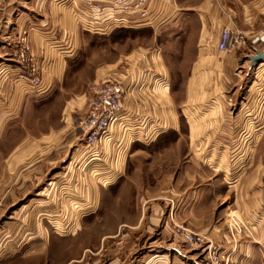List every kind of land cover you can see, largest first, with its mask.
<instances>
[{
    "label": "crops",
    "instance_id": "crops-1",
    "mask_svg": "<svg viewBox=\"0 0 264 264\" xmlns=\"http://www.w3.org/2000/svg\"><path fill=\"white\" fill-rule=\"evenodd\" d=\"M84 1H24L22 11L12 15L19 8L17 0H0V9L9 11L1 38L9 45H20L28 36L30 62L42 72L49 91L55 84L64 88L68 62L74 58L83 31L103 26L115 14L107 4L101 14L91 13ZM157 8L164 15L159 28H150V43L136 46L128 41L120 46L115 63L97 69L95 80L80 96L85 108L80 120L73 119L76 102L72 100L61 120L63 127L44 136L31 153H20L21 147H17L4 161L0 264L35 262L29 254L16 257L18 247L27 244L17 245L18 227L20 237L24 234L30 240L41 226L33 223V212L86 217L71 238L72 248L64 239L68 237H54L40 228L47 246L46 251L41 247V264H133L140 248L143 254L137 259L147 255L141 264H207L202 253L185 246L175 233L176 226L205 235L223 252L233 251L234 264H264L263 171L226 178L221 168L223 155L217 161L214 157L227 150L203 141L194 146L192 140L221 131L235 134L244 116L264 112V97L254 98L251 93L262 85L261 80L253 82L250 94L242 99L224 93L227 84L233 92L237 86L231 72L264 66V61L251 64L252 57L264 54V43L231 54L217 48L220 34L228 26L242 31L249 40L264 30V0H164ZM136 21L128 18L130 24ZM147 28L131 29L146 33ZM16 52L13 62L18 65L10 63V54L0 50V103L8 104L10 111L20 95V80L15 77L26 70V62L19 61ZM108 76L126 90L128 130L114 127L93 161L84 146L81 121L90 86ZM209 118L216 127H209ZM197 122L201 125L196 126ZM22 150L29 152V148ZM59 168L67 169L65 176H58ZM52 174L55 177L49 181ZM24 198L27 204L16 208L17 200ZM66 199L72 201V207L60 202ZM231 207L247 220L253 234L238 245L227 235L223 221Z\"/></svg>",
    "mask_w": 264,
    "mask_h": 264
},
{
    "label": "rangeland",
    "instance_id": "rangeland-1",
    "mask_svg": "<svg viewBox=\"0 0 264 264\" xmlns=\"http://www.w3.org/2000/svg\"><path fill=\"white\" fill-rule=\"evenodd\" d=\"M29 2L28 0H17V10L11 12L12 15L19 14L22 11V3L21 2ZM9 11L1 8L0 9V50L2 53L10 54L8 59H10V63L18 65V62H13L15 57V51L18 53L19 51V42H13L12 44H7L5 40L1 38L2 32L4 29H7V25L5 24V17H7ZM127 31H120L118 33L112 34H95L93 32H84L80 39V44L74 58L68 62L66 81L64 84V88L60 89L58 84L54 85L52 90L47 92H38V88L32 83L34 79H39L41 82L43 75L42 72L35 71L34 64L31 61L25 63L26 70L16 75V79L20 80L18 82L20 95L18 98L17 104L10 111L8 104L0 103V144L2 145L0 149V174L3 170V164L11 150H14L17 147L20 148V153L25 155L31 153V148L34 150L36 146L39 145L40 140L44 138L48 133L52 131H57L61 127H63V122L61 121L63 116H66V110L70 103H73L72 100L76 102L75 111L76 115L73 116L75 121H79L80 117L84 113V101L80 96L84 95L85 89L91 84L96 77L97 69L105 66L107 64H113L120 55L121 45L124 43H132V45L146 44L150 43V38H152L153 30L150 28L146 29V33L136 32L135 29L124 28ZM172 32V31H171ZM142 38V39H139ZM74 40H70L72 43ZM260 44L251 45L253 48L258 47ZM70 45V44H69ZM72 46V45H71ZM62 50L58 48V51ZM71 50V49H70ZM63 51V50H62ZM4 58H6L4 56ZM193 59L195 57H192ZM191 59V58H190ZM19 60V59H18ZM20 61V60H19ZM232 80L237 83V86L233 92L232 88L227 84L224 92L226 95L230 93V95H234L236 99H242L246 95L250 94L248 90L250 89V85L255 82L261 80V86H255L252 90V96L255 97H264V66L258 70L250 69L249 66L244 68L241 73L240 69L231 72ZM212 75L210 74V79H212ZM92 86V85H91ZM90 86V88H91ZM228 89V90H226ZM209 92L212 91V88L208 89ZM224 91V90H223ZM233 92V93H232ZM182 95V94H180ZM70 102V103H69ZM261 110L264 108L263 104L261 105ZM87 108V107H86ZM260 110V111H261ZM251 112L250 110L247 111ZM254 112V111H252ZM250 114V113H249ZM197 120V119H196ZM192 121H195L192 120ZM82 122V121H81ZM196 126H200L201 123L197 122ZM216 127V125L211 122L209 118V127ZM262 128V130H259ZM192 140L195 144L200 145L201 141L204 143H208L209 147L215 146L216 144L220 145L221 153H217L214 157V161L220 160L222 156V164L221 168L224 172V176L226 178H231L234 175L237 177L240 173L246 176L251 173H257L260 170L264 173V112L262 114H253L248 115V117L244 116L240 123L238 124V130L235 134L228 135L226 131H221L218 135H210V136H195L192 137ZM145 147V146H144ZM29 148V152L25 153L22 149ZM147 148V147H145ZM19 153V152H18ZM220 156V159L218 158ZM223 165V166H222ZM56 171L61 172L58 176H65L63 174L67 171V169H57ZM95 172V171H94ZM57 174V173H56ZM51 177L48 179L51 181L54 179V175H50ZM237 184V183H236ZM133 191L136 192V184L133 185ZM58 189V188H57ZM27 198L17 200L16 208L21 204H27ZM50 202H54V200H49ZM63 201L67 207H72L71 200H60ZM57 203V202H55ZM35 204H33L34 206ZM78 206H81L78 203ZM76 207V206H73ZM82 207V206H81ZM35 208V206H34ZM226 208V207H225ZM19 210V209H18ZM233 208H228V214L225 215L224 224L226 226L227 235H229L231 241L238 245L240 242L245 240L252 239V229L247 220L241 215V213L232 211ZM32 215L33 223L36 225L39 223L40 228L49 230L50 235L54 237H68L67 239L68 246L72 248L73 242L71 238L77 232L80 227V221L85 216H51V215H38L33 212ZM6 214L4 218H7ZM18 213L16 219L19 220L21 217ZM232 215H236L241 217L248 225L251 233H244L239 241H235L231 233L229 232V222L230 217ZM45 217L48 219H45ZM104 218V217H102ZM72 219V221H71ZM73 225H75L73 228ZM35 227V226H34ZM39 230L33 231L34 238L25 237L23 234L20 237L19 227H18V236L17 245L20 246L22 241H27L25 246L18 247V252L16 257H22L26 254L35 261L33 264H41V247H44V234H42ZM177 229V226L175 230ZM196 233V232H195ZM55 240V238H54ZM238 240V239H237ZM47 242V241H46ZM237 242V243H236ZM35 244H38L37 247H32ZM33 248V249H31ZM47 246H45L44 251H46ZM188 248V247H187ZM190 249V248H188ZM193 250V249H190ZM202 253L200 250H196ZM143 252L142 248L136 252V255L139 256ZM232 252V251H231ZM230 253V252H229ZM143 254V253H142ZM135 255V256H136ZM47 254H45L46 259ZM137 256L134 258L133 264H141L143 262V256L137 259ZM234 258V255H233ZM44 262V260H43ZM46 263V262H44ZM43 263V264H44ZM234 264V261L233 263Z\"/></svg>",
    "mask_w": 264,
    "mask_h": 264
},
{
    "label": "built area",
    "instance_id": "built-area-1",
    "mask_svg": "<svg viewBox=\"0 0 264 264\" xmlns=\"http://www.w3.org/2000/svg\"><path fill=\"white\" fill-rule=\"evenodd\" d=\"M164 0H85V5L91 13L101 14L107 4L115 14L107 19L103 26L88 27V30L100 35L110 34L119 28L131 29L134 27L159 28V22L164 12L156 9V4ZM117 13V14H116ZM122 15L124 18H118ZM128 18L137 19L135 24L128 23ZM264 43V30L257 33L252 39L234 27H226L220 34L217 45L218 51L231 54L236 50L248 45ZM18 59L22 62L30 61L32 57V46L28 36L21 40ZM36 71V69H35ZM32 83L38 88V92H47L48 87L39 79ZM126 90L122 83L112 76L106 77L90 88V96L87 103L86 114L81 122L83 130V141L85 149L93 155L92 160L98 159V149L102 141L110 138V132L114 127L121 128L126 132L127 122L124 120L127 111L124 106ZM229 232L235 241H239L244 233H251L246 222L239 216L232 215L229 222ZM175 233L182 239L185 246L193 250H200L206 258L207 264H232L234 252L226 253L210 241L205 235L195 233L189 229L178 226ZM238 239V240H237ZM236 242V243H237Z\"/></svg>",
    "mask_w": 264,
    "mask_h": 264
},
{
    "label": "water",
    "instance_id": "water-1",
    "mask_svg": "<svg viewBox=\"0 0 264 264\" xmlns=\"http://www.w3.org/2000/svg\"><path fill=\"white\" fill-rule=\"evenodd\" d=\"M264 61V54L258 53L255 57H252V66H254L257 63H260Z\"/></svg>",
    "mask_w": 264,
    "mask_h": 264
},
{
    "label": "trees",
    "instance_id": "trees-1",
    "mask_svg": "<svg viewBox=\"0 0 264 264\" xmlns=\"http://www.w3.org/2000/svg\"><path fill=\"white\" fill-rule=\"evenodd\" d=\"M120 31H127V30H125L124 28H119V29L114 30V31L112 32V34H114V33H118V32H120Z\"/></svg>",
    "mask_w": 264,
    "mask_h": 264
}]
</instances>
